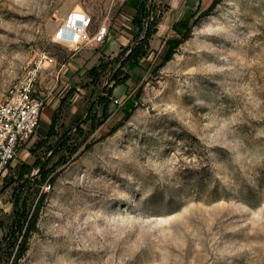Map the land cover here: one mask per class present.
I'll list each match as a JSON object with an SVG mask.
<instances>
[{"label": "rangeland", "instance_id": "374dc122", "mask_svg": "<svg viewBox=\"0 0 264 264\" xmlns=\"http://www.w3.org/2000/svg\"><path fill=\"white\" fill-rule=\"evenodd\" d=\"M111 1L0 0V103L41 51L57 64L38 95L59 103L55 134L0 179V241L12 181L38 160L45 199L19 264H264V0L211 1L165 43L145 0L148 20L115 25L129 42L63 85L55 72L110 43L74 53L54 34L73 10L117 23Z\"/></svg>", "mask_w": 264, "mask_h": 264}, {"label": "built area", "instance_id": "2783aa9c", "mask_svg": "<svg viewBox=\"0 0 264 264\" xmlns=\"http://www.w3.org/2000/svg\"><path fill=\"white\" fill-rule=\"evenodd\" d=\"M129 0H112L114 6H122ZM149 8V6L147 5ZM110 22L109 14L94 28L92 16L81 9L73 10L53 36V41L66 44L74 53L83 49H94L103 45L110 37L115 25L123 24L125 16ZM130 17L128 20H132ZM57 64L54 56L45 51L37 53L23 75L8 90L0 103V179H3L9 166L38 139L42 111L46 102L38 95L39 84L43 75H52L48 71ZM60 74V71H57ZM115 103L119 101L115 99ZM51 185L47 182L43 191L47 192Z\"/></svg>", "mask_w": 264, "mask_h": 264}, {"label": "crops", "instance_id": "0c3cea01", "mask_svg": "<svg viewBox=\"0 0 264 264\" xmlns=\"http://www.w3.org/2000/svg\"><path fill=\"white\" fill-rule=\"evenodd\" d=\"M211 1L213 0H158L159 5L163 6L164 12L161 22H159L156 27V32L152 34V37L157 40L165 39L164 43L166 40L169 41L171 38H176L174 35L185 29L192 21L193 16L201 11L205 4H210ZM129 2L130 0L122 5V8L119 6L121 8L120 15H123L128 19H130V17L133 18L137 13H141V0H138L137 5H131ZM118 29H111L110 37L103 45H101L102 48L107 42L110 43L109 48L105 52L102 53L98 51L89 55H84L85 53H83L80 57L69 60L68 64L60 70V74L62 72L64 75L60 76V74L55 72V78L58 79L60 77L63 85L66 83L73 84V80L76 76L82 75L94 66L101 57L113 54L121 45H125L126 42H129V40L125 39L124 35L118 31ZM45 76L47 77L51 75ZM58 106L59 103L53 102V98L47 99L38 127L41 129L42 134L40 135L37 129L38 138H45L47 136L51 119Z\"/></svg>", "mask_w": 264, "mask_h": 264}, {"label": "trees", "instance_id": "16d2710c", "mask_svg": "<svg viewBox=\"0 0 264 264\" xmlns=\"http://www.w3.org/2000/svg\"><path fill=\"white\" fill-rule=\"evenodd\" d=\"M218 0L212 1L214 6ZM141 12L148 20L150 17V11L146 5L145 0H141ZM160 19H157L154 26H158ZM156 29L153 30V34ZM190 36V29L184 35V39ZM92 69L91 74H94ZM57 112L55 111L47 136L42 138L41 142H47L54 133V127L56 125ZM37 160L34 165H24L19 172L16 181L18 186L16 189V197L13 201V212L9 217V224L6 233L3 235L0 241V264H19V261L26 255L28 251V243L31 236L37 232V222L39 214L43 206L45 199V193H41V182L45 180L48 171L46 166L41 167V163ZM39 169L36 175H32L33 169ZM38 178H41L38 181ZM35 184L36 188L31 191L30 185ZM38 196V200L33 201V197ZM32 200V201H31Z\"/></svg>", "mask_w": 264, "mask_h": 264}]
</instances>
